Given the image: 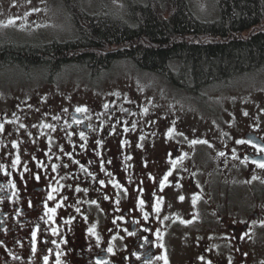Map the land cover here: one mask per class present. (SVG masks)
Listing matches in <instances>:
<instances>
[{
	"label": "flooded vegetation",
	"instance_id": "1",
	"mask_svg": "<svg viewBox=\"0 0 264 264\" xmlns=\"http://www.w3.org/2000/svg\"><path fill=\"white\" fill-rule=\"evenodd\" d=\"M45 30H0V73L47 80L68 64L85 72L80 62H46L47 44L64 40ZM1 88L0 264H175L179 234L193 242L183 264H264V168L253 163L264 160L253 146L264 145V111L218 122L208 152V135L169 113L132 112L135 121L119 125L126 109L103 105L40 123L15 88Z\"/></svg>",
	"mask_w": 264,
	"mask_h": 264
},
{
	"label": "trees",
	"instance_id": "2",
	"mask_svg": "<svg viewBox=\"0 0 264 264\" xmlns=\"http://www.w3.org/2000/svg\"><path fill=\"white\" fill-rule=\"evenodd\" d=\"M62 1L75 36L47 44L53 67L80 62L95 74L124 58L194 93L264 68V0H214L213 19L199 18L188 0H124V15Z\"/></svg>",
	"mask_w": 264,
	"mask_h": 264
},
{
	"label": "rangeland",
	"instance_id": "3",
	"mask_svg": "<svg viewBox=\"0 0 264 264\" xmlns=\"http://www.w3.org/2000/svg\"><path fill=\"white\" fill-rule=\"evenodd\" d=\"M188 1L199 18L216 17L214 0ZM81 4L91 12L105 10L125 14L124 0H81ZM9 20L14 23L9 24ZM45 27L47 31L60 34L63 40L75 36L62 0H0V30L14 29L17 35L29 37L37 35L36 31L46 32ZM260 70L231 78L224 87L223 84L211 85L194 93L176 88L161 75L134 67L132 61L119 59L96 72L98 75L94 78H90L93 75L86 70L83 72V68L69 64L47 80L38 75L20 80L15 70H6L0 73V88H15L20 104H28V116L40 123L51 116L65 120V111L70 109L90 107L92 110L93 106L100 109L103 105H115L121 111L126 109L116 120L119 125L133 123L132 112L141 115L145 109H150L169 113L176 120L190 123L193 131L203 130L213 143L208 147L210 152L219 140L218 122H238L251 116L253 110L264 111V68ZM41 107L42 115L38 112ZM192 243L183 235L174 236L175 264L184 263Z\"/></svg>",
	"mask_w": 264,
	"mask_h": 264
},
{
	"label": "snow or ice",
	"instance_id": "4",
	"mask_svg": "<svg viewBox=\"0 0 264 264\" xmlns=\"http://www.w3.org/2000/svg\"><path fill=\"white\" fill-rule=\"evenodd\" d=\"M33 11H39V9H33ZM8 23L11 24V23H14V21H13V20H9ZM76 111H77V112H81V111H86V109H84V108H77ZM245 115H247V113H245ZM45 126H46V127H50V126H48V125H45ZM2 128H3V126L0 125V130H2ZM80 135H81V138H84V133H80ZM201 142H202V143H207V141H192V143H201ZM237 143H240V144H243V143H250V144H251V143H253V142H252L251 140H249V141L238 140ZM253 146H254V147H257L259 151L264 152V145H255V144H254ZM220 155H223V153H220ZM17 162H18V161H17ZM253 163L257 164L258 167L264 168V160H253ZM254 178H255V177H254ZM35 179H36V180H39V179H40L39 175H36ZM165 179H166V177H165ZM101 183H103V181H101ZM161 187H163V182H161ZM48 199L51 200V199H53V197H52L51 195H49V196H48ZM179 199L183 200L184 197L181 196V197H179ZM92 203H95V201H92ZM140 203L143 204L144 201L141 200ZM193 203H195V199L193 200ZM156 210L159 211V208L157 207ZM49 211H50V212H54L55 209H49ZM145 218H147V215L145 216ZM184 222H185V223H190L191 221H184ZM262 223H264V222H262ZM54 231H55V230H54ZM89 231L92 232L93 230H92V229H89ZM93 234H94V233H93ZM33 235L35 236L36 234L33 233ZM130 235H131V233H130ZM245 235H246V234H245ZM52 243L55 244L56 241H52ZM65 243H66V241H65ZM161 247H162V245H161ZM108 251H109V252L112 251L111 247L108 249ZM44 259H45V261L47 262L48 257L45 256ZM157 259H164L165 264H167L166 257H157ZM201 259H203V257H201ZM57 264H60L59 259L57 260ZM98 264H105V262L100 261V262H98ZM148 264H150V262H148ZM209 264H210V262H209Z\"/></svg>",
	"mask_w": 264,
	"mask_h": 264
}]
</instances>
